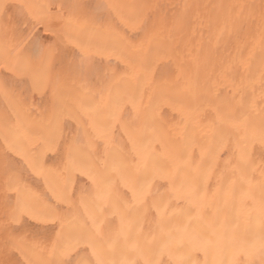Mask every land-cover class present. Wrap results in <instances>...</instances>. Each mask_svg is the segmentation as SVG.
I'll list each match as a JSON object with an SVG mask.
<instances>
[{
    "label": "bare ground",
    "instance_id": "1",
    "mask_svg": "<svg viewBox=\"0 0 264 264\" xmlns=\"http://www.w3.org/2000/svg\"><path fill=\"white\" fill-rule=\"evenodd\" d=\"M0 4V264H262L264 0Z\"/></svg>",
    "mask_w": 264,
    "mask_h": 264
},
{
    "label": "snow or ice",
    "instance_id": "2",
    "mask_svg": "<svg viewBox=\"0 0 264 264\" xmlns=\"http://www.w3.org/2000/svg\"><path fill=\"white\" fill-rule=\"evenodd\" d=\"M0 7H3L2 4H0ZM81 70H85L84 67L82 66ZM182 198H187V199H191V196L187 193L178 191V190H174L173 191V199H182ZM23 215V213H20L17 215V217L14 219V223H19V216ZM208 243H211L210 241ZM238 254L239 253H243L246 256H251L253 253L249 250H245V249H238ZM69 254V250L65 249L62 251L61 255L62 256H66ZM166 253L164 252V250L162 249L160 252V255H165ZM260 254L262 257H264V238H262V243L260 246ZM93 255H95V253H93ZM57 264H107L106 261H104L103 259H101L99 256H96V258L94 260L88 261V262H84V261H80V262H74L71 260H60L57 262ZM136 264H159V260L158 258H153L151 260H143V261H136ZM165 264H177L176 261H174L171 257H169L166 261ZM245 264H251V261H246ZM262 264H264V261H262Z\"/></svg>",
    "mask_w": 264,
    "mask_h": 264
}]
</instances>
